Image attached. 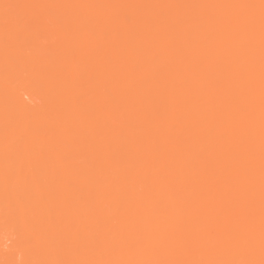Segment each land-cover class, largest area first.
I'll return each instance as SVG.
<instances>
[{"label":"bare ground","instance_id":"1","mask_svg":"<svg viewBox=\"0 0 264 264\" xmlns=\"http://www.w3.org/2000/svg\"><path fill=\"white\" fill-rule=\"evenodd\" d=\"M0 264H264V0H0Z\"/></svg>","mask_w":264,"mask_h":264}]
</instances>
